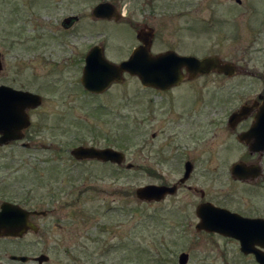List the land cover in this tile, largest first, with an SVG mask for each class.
<instances>
[{"label": "rangeland", "instance_id": "1", "mask_svg": "<svg viewBox=\"0 0 264 264\" xmlns=\"http://www.w3.org/2000/svg\"><path fill=\"white\" fill-rule=\"evenodd\" d=\"M211 2L214 10L194 15V34L165 36L157 49L218 56L259 76L212 73L169 94L125 76L122 84L92 95L76 62L91 39L62 37L61 8L51 0H0V85L42 97L27 111L31 123L23 138L0 146V207L8 202L45 214L31 217L37 232L0 238V264H21L11 256L35 262L41 255L48 264H178L182 253L188 264L241 261L240 252L217 237L189 229L201 203L193 187L208 189L213 172L202 166L183 186L185 170L172 159L193 149L188 132L196 122L203 131L208 118L219 116L223 99L256 98L264 82V0ZM127 39L110 43L111 57L129 53ZM77 146L113 148L125 162L80 163L71 156ZM197 149L200 160L209 156L203 145ZM160 155L167 161L159 162ZM222 173L213 177L226 180ZM151 184L179 187L159 203L140 201L137 189Z\"/></svg>", "mask_w": 264, "mask_h": 264}, {"label": "flooded vegetation", "instance_id": "2", "mask_svg": "<svg viewBox=\"0 0 264 264\" xmlns=\"http://www.w3.org/2000/svg\"><path fill=\"white\" fill-rule=\"evenodd\" d=\"M238 4H241V1ZM51 5L57 9L61 8L62 37L65 39L74 37L78 41L85 42L91 39L92 44L89 47L82 45L81 56L76 61L80 64L82 75L87 65V57L92 51H95L97 56L103 53L105 59L115 65L128 61L133 52L144 46V43L148 44L147 51L152 56L166 52H175L180 56H194L178 52L174 47L157 49L156 46L164 42L168 35L180 37L183 32L194 34L197 31L194 15L200 10H214L216 7L215 2L211 0H51ZM177 19L180 21L185 19L187 22L184 26L172 23ZM124 37H128L127 40L131 44L126 50L129 53L119 58L111 57L110 43L119 42ZM239 70L240 73L235 76L254 78L259 76L258 73L245 69L239 68ZM182 74L185 78L183 82L167 92L148 89L169 94L184 85H192L194 79H188L185 68L182 69ZM123 76L124 81L125 76L132 77L128 72L123 73ZM122 83H113L104 93ZM259 84L261 91L256 98L223 99L221 103L224 108L219 116L208 118L203 131L195 128L198 125L196 122L192 129L193 133L188 132L187 139L193 145V149L179 152L176 158H172L177 161L176 164L180 168L192 169L191 176L202 166H204L203 170L213 172L210 175L208 189L193 187V191L201 195V203L196 207L195 224L190 225L189 229L217 237V240L222 241L224 245L240 252L242 262H223V264H264V259L257 257V255L264 257V82ZM235 101L238 102V106L229 108L228 106ZM243 108H245L244 114L231 122L232 116ZM156 137L157 135L154 134L153 138ZM201 145L209 149V156L202 160L198 158L197 149ZM166 161L167 158L160 155L159 162ZM77 162H96L104 166L118 167L117 164L96 159ZM237 168L239 173L235 174ZM215 171H222L226 180L215 179L213 177ZM180 184L185 186V183L180 182ZM200 208L216 212V215L211 216L207 221L209 230L198 229L202 223L198 215ZM20 263L39 264L38 262Z\"/></svg>", "mask_w": 264, "mask_h": 264}, {"label": "water", "instance_id": "3", "mask_svg": "<svg viewBox=\"0 0 264 264\" xmlns=\"http://www.w3.org/2000/svg\"><path fill=\"white\" fill-rule=\"evenodd\" d=\"M148 44L144 43L135 50L128 61L115 65L105 59L103 53L97 56L92 51L87 57V65L82 76L84 88L93 93L105 92L113 83L124 81L123 73L128 72L133 77H138L146 88H155L168 91L172 87L179 86L185 79L182 69L188 73V79H195L200 75L218 73L233 77L240 73L238 66L234 63L224 62L218 56L196 57L180 56L175 52H166L158 56H152ZM3 65L0 55V71ZM107 70V71H106ZM183 76V77H182ZM42 104V97L30 92L15 90L8 86H0V146L23 138V131L30 126L29 109L37 108ZM245 108L235 113L231 122L244 114ZM72 155L78 160L97 159L102 162H111L122 166L125 162V154L112 149H97L95 147L79 146L72 150ZM128 165L127 168H131ZM192 173L188 168L181 183H185ZM235 174L239 173L237 168ZM178 186L147 185L136 191L137 198L142 202H160L168 195H175ZM211 212V213H210ZM45 215L37 211H28L19 205L4 202L0 207V238H22L29 231L37 232L38 227L31 221L32 216ZM198 215L202 219L199 230H209L207 221L216 212L206 208H200ZM258 259L264 257L257 255ZM11 260L28 262L25 256H11ZM33 261L44 264L50 261L46 255L34 258ZM189 255L183 253L179 256V264H188ZM264 262V261H263Z\"/></svg>", "mask_w": 264, "mask_h": 264}]
</instances>
